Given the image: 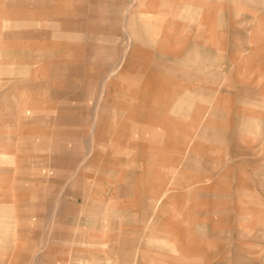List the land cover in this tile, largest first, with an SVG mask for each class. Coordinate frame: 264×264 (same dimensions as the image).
<instances>
[{"label": "rangeland", "instance_id": "1", "mask_svg": "<svg viewBox=\"0 0 264 264\" xmlns=\"http://www.w3.org/2000/svg\"><path fill=\"white\" fill-rule=\"evenodd\" d=\"M149 1L0 0V264H211L229 249L231 259L264 264L261 120L247 129L262 138L218 149L221 160L235 149L248 155L241 166L224 161L234 202L198 206L194 232L179 224V203L163 210L150 200L161 157L141 146L155 130L127 114L139 115L142 102L148 112L157 98L159 27L176 11L174 0ZM252 22L232 31L249 32ZM215 55L232 71L237 58L264 68V54ZM243 172L247 186L235 187ZM171 187L180 192L175 179Z\"/></svg>", "mask_w": 264, "mask_h": 264}, {"label": "crops", "instance_id": "2", "mask_svg": "<svg viewBox=\"0 0 264 264\" xmlns=\"http://www.w3.org/2000/svg\"><path fill=\"white\" fill-rule=\"evenodd\" d=\"M177 1L171 2L175 5L176 17L165 23V31L163 25L159 27L158 47L162 55L158 56L157 69L159 67L164 81L157 86V98L148 112L145 109L149 108L142 102L137 107L140 114L137 115L133 109L127 118L156 133L149 144L142 143L141 146L143 150L158 152L161 157L156 168L159 171L155 186L157 196L150 199L151 202H158L163 210L179 203V224L186 228L191 226L194 232L198 206L220 203L227 207L233 201L227 189L231 166H225L224 161L239 158L238 165L241 166L248 155L246 149H235L226 155L228 159L221 160L216 156L218 149L228 146L230 139H234L236 145L247 138L263 137L261 130L251 131L247 127L259 124L260 120L264 122V68L256 59L258 54H264V0H229L233 5H221L220 0H193L190 6H180L183 0L180 4ZM154 2L150 0L148 3ZM167 2L164 1L165 7L169 6L165 4ZM187 7L188 19L182 21L183 8ZM179 11L181 16L177 15ZM248 21H253L249 32L232 31L235 27L248 26ZM193 22H197V28L191 29L190 37L184 38L186 24ZM250 32L253 37L247 39L245 34ZM152 34L145 32L147 41L153 43L156 40ZM248 43L254 46L248 49L245 47ZM150 51L153 54V50ZM215 54H255L256 63L253 60V66L248 67L246 62L237 58V66L232 71L230 67H221L222 59ZM148 84L155 85L152 82ZM148 97H151L150 93ZM126 129H130L129 125L123 128ZM184 157L189 164H184ZM239 177L235 187L247 186V180H250L247 173L243 172ZM174 179L180 190L178 194L171 191ZM239 202L240 211L247 208L246 199ZM241 234L245 235L246 230ZM231 252V249L226 253L219 250V255L213 256L209 262L258 264L252 259H240L237 254L231 259Z\"/></svg>", "mask_w": 264, "mask_h": 264}, {"label": "bare ground", "instance_id": "3", "mask_svg": "<svg viewBox=\"0 0 264 264\" xmlns=\"http://www.w3.org/2000/svg\"><path fill=\"white\" fill-rule=\"evenodd\" d=\"M211 110H212V109H211ZM183 140H184V139H183ZM192 142H193V141H192ZM192 142H191V144H192ZM185 145H186V144H185ZM188 148H189V146H188ZM184 154H185V153H184ZM187 156H188V155H187ZM186 159H187V158H186ZM183 162H184V164H185V163H186V164L188 163L187 160H186V162H185V157L183 158ZM180 163H182V161H181ZM191 163H192V162H191ZM186 164H185V165H186ZM188 164H189V163H188ZM187 166H188V165H187ZM166 195H167V194H166Z\"/></svg>", "mask_w": 264, "mask_h": 264}]
</instances>
